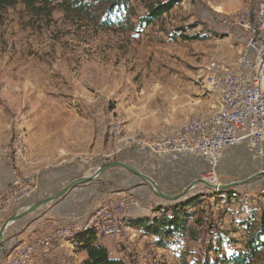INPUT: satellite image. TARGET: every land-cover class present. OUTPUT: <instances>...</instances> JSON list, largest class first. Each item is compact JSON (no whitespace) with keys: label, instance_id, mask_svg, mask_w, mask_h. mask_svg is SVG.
<instances>
[{"label":"rangeland","instance_id":"rangeland-1","mask_svg":"<svg viewBox=\"0 0 264 264\" xmlns=\"http://www.w3.org/2000/svg\"><path fill=\"white\" fill-rule=\"evenodd\" d=\"M7 1L0 9V226L13 213L108 162L104 156L118 146L116 130L165 135L169 126L192 115L217 111L219 95L203 87L200 76L210 58L236 56L238 35L222 26L221 17L253 2L180 0L152 24L140 27L138 18L146 14L147 5L163 0H129L125 19L133 28L127 24L124 29H105L97 24L99 10L75 13L57 2ZM223 5L238 6L225 13ZM132 151L109 161L150 172ZM160 159L165 167L153 175L159 188L171 195L204 179L208 170L199 163L196 169L180 171L179 160ZM263 170L264 157L235 146L220 159L217 182L243 181ZM145 197L163 207L173 205L154 196L128 171L108 169L10 224L0 246V264L12 261L19 247L60 226L77 228L72 239L86 229L101 237L90 228L99 209L124 199L142 208ZM182 201L189 204L180 235L159 245L144 232L125 236L127 227L121 238L131 245L127 252L121 242L107 239L119 245L123 254L116 255L127 264H200L246 251L249 237L260 226L259 242L264 243V177L224 191L196 184ZM34 219L32 231L17 240L15 235ZM73 251L68 254L73 264H84ZM258 254L253 264H264V245L258 246ZM36 256L26 264H36Z\"/></svg>","mask_w":264,"mask_h":264},{"label":"built area","instance_id":"built-area-1","mask_svg":"<svg viewBox=\"0 0 264 264\" xmlns=\"http://www.w3.org/2000/svg\"><path fill=\"white\" fill-rule=\"evenodd\" d=\"M221 24L237 33L239 44H245L243 55L235 56V60L230 62L225 61V67L218 70L222 72L221 84H214V74H210V88H216L225 101L222 116H216L206 126H191L186 131L169 132L167 137L131 149H144L157 158L203 159L208 165L204 179L213 184H219L216 171L227 149L243 145L254 156L264 157V0H255L252 10L244 9L239 15L224 14ZM230 63H238V70H242V87H235V73H230ZM122 152H110L104 156L105 160H112ZM136 204L133 200L124 199L104 205L95 217L97 233L101 237L123 238L119 214L130 213ZM74 231H77L76 227L65 225L35 237L25 249L13 255L12 261L5 264L33 261L37 254L48 253L62 235Z\"/></svg>","mask_w":264,"mask_h":264},{"label":"trees","instance_id":"trees-1","mask_svg":"<svg viewBox=\"0 0 264 264\" xmlns=\"http://www.w3.org/2000/svg\"><path fill=\"white\" fill-rule=\"evenodd\" d=\"M32 4L36 0H22ZM180 0H163L147 5V12L138 18L140 27L148 26L159 19L164 13L169 12ZM43 3L57 2L65 11L75 13H90L99 10L98 26L109 29H124L127 24L129 28L133 25L126 21L125 14L130 10L129 0H40ZM8 5L7 0H0V9ZM189 201L173 203L168 207L160 206V215L153 218L141 217L135 223L145 235L155 236L159 245L170 238L180 235L184 230L185 209ZM263 226L259 227L257 233L252 234L247 241V250L238 253H230L228 256L206 259L200 264H253L259 258L258 246L264 245L259 242V235ZM78 246L86 252L84 264H127L122 259L110 255L107 248L96 243V234L92 229H86L77 234Z\"/></svg>","mask_w":264,"mask_h":264},{"label":"crops","instance_id":"crops-1","mask_svg":"<svg viewBox=\"0 0 264 264\" xmlns=\"http://www.w3.org/2000/svg\"><path fill=\"white\" fill-rule=\"evenodd\" d=\"M247 1H251L252 2L254 0H245V2H247ZM237 6L238 5H235V7H232V6L230 7L229 5H223L222 10L225 13H230V12L234 11L235 8H237ZM238 50H239V44L237 46V53H238ZM236 56H237V54H236ZM226 57H227V59L210 58L209 61L207 62V64L204 66L203 76H206V75H208V74H210L212 72V71H210L209 65H208L211 61H215L220 66L225 67V61L230 62L231 60L235 59V56H233L232 54L230 55V53L228 55H226ZM200 83L207 90H210V89L216 90V88H210V86L206 85V83L204 81L203 82L201 81ZM217 93H218L219 99H220V93L219 92H217ZM219 109H220V106H219ZM211 113H213L212 110L208 111L207 113H199L200 114L199 117H198V115H192L191 117H189L186 121H184L180 125H177V126L176 125H174V126L172 125V127L169 126L165 131H167V130H171L172 131L174 129H177V128L183 126L184 124H186L188 122V120L193 118V117L205 118V117L209 116ZM131 126H132V129L137 128L133 124H131ZM142 128L145 129V125H143ZM146 134H148V133H146ZM138 135H141V134H138ZM142 135H145V134H142ZM133 136H136V135H133ZM233 148L234 147H231V148L227 149L225 152H229ZM138 151L139 150H133L132 151V153H135L134 154L135 155L134 156L135 160L138 161L139 165L143 169L146 168V169H148L150 171V172H146L145 171L144 173H146L149 176H151L156 181L157 185L159 186L160 185V181H159V179H157L153 175V173L154 174L155 173L158 174L160 169L162 167H165V164L162 163V159L153 156L152 154H150L148 151H146L144 149H140V152H138ZM225 152H224V154H225ZM138 153H140V155ZM131 156H133V155H131ZM126 157H128V156H126ZM199 163H201V164L203 163V164L207 165L206 161H204L203 159L191 158V157L184 158V159H181V160L176 162V164L180 168V171H186V172H188L187 170L190 171V170L196 169L198 167ZM136 167H137V169H139L138 168L139 166H136ZM207 167H208V165H207ZM151 171H152V174H151ZM158 177L160 178V176H158ZM160 206H164V205L162 203H160L159 201H156L155 199H150L149 197H147V198L145 197V205H143L142 208L133 207L131 209L130 213H121V214H119V217L123 220V223H124L122 237L124 236V233H125L127 227L128 228H127L125 236H127L128 234L135 235L138 232L139 233L143 232V230L139 226L136 225L135 221L138 218H141V217H154V216L160 215V212L162 211V209L159 208ZM24 218H28V214L26 216L22 217L21 219H19L18 221L23 220ZM126 219L129 220L127 222V224H126ZM18 221H16V222H18ZM35 221H37V219H34L31 222H28V224L24 227L23 231H19L18 234L15 235L17 240H20V238L23 237L25 235V233H27L29 231H32V229H33L32 226H33ZM9 226L7 227V229L5 231L4 238L7 236V232L9 230ZM144 237H145V233H144ZM108 238L115 239V238H112V237H97L96 238V243L99 244V245L104 246L105 248H107V250L109 251L110 255L111 254L114 255L113 257L120 258V257H118L116 255V254L121 255V253H122V252H119V249H118V248H120V247H118L119 245L112 244L111 241L107 240ZM122 239H125V237L122 238ZM122 239H115V240L118 243L121 242L123 244V247L125 248V249L123 248V251L127 252V249L129 250V248H131V245L128 243L129 241H126V240L123 241ZM77 241H78V238H75V237H74V239H72L70 241H66V240H61L60 239V240L56 241L58 244H56L55 246H54L55 243L53 244L52 248L50 249V251L48 253H46V255H41L42 253L37 254L38 257L36 256L35 260L39 264L43 263V262H52L54 264H73L74 260L68 254H73L74 253L73 250H76L77 253L81 254L82 260L84 261L86 259V252L84 250H82L78 246V242Z\"/></svg>","mask_w":264,"mask_h":264},{"label":"water","instance_id":"water-1","mask_svg":"<svg viewBox=\"0 0 264 264\" xmlns=\"http://www.w3.org/2000/svg\"><path fill=\"white\" fill-rule=\"evenodd\" d=\"M112 168H122V169L128 171L130 174L135 175L136 177L140 178L150 188V190L152 191L154 196H156L160 199H163L167 202H171V203H176V202L182 201V198L188 192H190L196 184L204 185L206 188L213 190V191H224V190H228L229 188H231L233 186L243 185L249 181L264 177V170H263V171H260L256 174L250 176L249 178H247L243 181L232 182V183H228V184H213V183L208 182L206 179L199 178V179H195L194 181H192L190 184H188L186 187H184V189L182 191H180L179 193L171 195V194H167V193L163 192L159 188V186L157 185L156 181L151 176L140 171L136 167H134V166H132L126 162L120 161V160L108 161V162L102 163L99 166H97V168L92 173H89L87 175H84V176H81L79 178L74 179L73 181H71L70 183H68L67 185H65L64 187H62L58 191H56L55 193H53V194L35 202V203H32V204L22 208L20 211L13 213L12 215L8 216L2 222V224L0 226V246L3 243L5 231L10 224L16 222L17 220L21 219L22 217L26 216L27 214H29L33 211L38 210V209L46 206L50 202L61 198L67 192H69L71 189H73L77 186H80V185H84V184L92 181L93 179L97 178L99 175H101L106 170L112 169Z\"/></svg>","mask_w":264,"mask_h":264},{"label":"bare ground","instance_id":"bare-ground-1","mask_svg":"<svg viewBox=\"0 0 264 264\" xmlns=\"http://www.w3.org/2000/svg\"><path fill=\"white\" fill-rule=\"evenodd\" d=\"M255 3V0L251 3V5H248L246 7H243L233 13L228 14V16H236L239 15L244 9L245 10H252V6ZM243 52H245V44H239V50L237 56L243 55ZM235 60V59H234ZM209 69L212 71L210 74H214V84H221L222 83V72H218L221 68H224L217 64L215 61H211L209 64ZM229 71L230 73H235V87H242L244 84V76H242V70H238V63H230L229 65ZM210 74L203 76L201 75V81L205 82L206 85L210 86ZM225 108V101L223 99V95L220 94V109L211 113L209 116L205 118H198V117H193L188 120L186 124L183 126L172 130L171 132H182L189 130L191 126H206V124H211L212 119H214L216 116H222V109ZM122 127V126H120ZM123 129V128H122ZM124 130V129H123ZM165 135L161 134H156V133H148L145 135H126L125 132L119 131L117 132V137L116 140L118 142V146H116L114 149H112L111 153H118L119 151H124V150H131L134 147L141 146L148 144L149 142H153L155 139L167 137V134L164 133ZM115 139V138H114ZM112 142V141H111ZM17 184V183H16ZM119 222H120V229H121V235L123 233V220L119 217ZM90 228H96L97 229V223L94 224V227ZM75 232H69L68 235H62L61 240H68L71 239L74 236ZM27 246L24 245L23 247H19L16 249L15 255L19 253V250L25 249ZM14 255V254H13ZM13 257V256H11ZM28 262V261H27ZM27 262L23 263L26 264Z\"/></svg>","mask_w":264,"mask_h":264}]
</instances>
